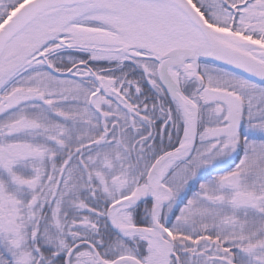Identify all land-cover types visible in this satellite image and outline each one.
Returning a JSON list of instances; mask_svg holds the SVG:
<instances>
[{"label": "snow or ice", "instance_id": "snow-or-ice-1", "mask_svg": "<svg viewBox=\"0 0 264 264\" xmlns=\"http://www.w3.org/2000/svg\"><path fill=\"white\" fill-rule=\"evenodd\" d=\"M0 264H264V0H0Z\"/></svg>", "mask_w": 264, "mask_h": 264}]
</instances>
